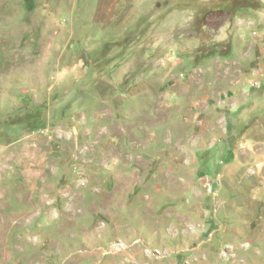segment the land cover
Returning <instances> with one entry per match:
<instances>
[{
  "label": "rangeland",
  "instance_id": "1",
  "mask_svg": "<svg viewBox=\"0 0 264 264\" xmlns=\"http://www.w3.org/2000/svg\"><path fill=\"white\" fill-rule=\"evenodd\" d=\"M0 264H264V0H0Z\"/></svg>",
  "mask_w": 264,
  "mask_h": 264
},
{
  "label": "trees",
  "instance_id": "2",
  "mask_svg": "<svg viewBox=\"0 0 264 264\" xmlns=\"http://www.w3.org/2000/svg\"><path fill=\"white\" fill-rule=\"evenodd\" d=\"M199 173H200V174H205V173H206V171H205V170H201V169H200Z\"/></svg>",
  "mask_w": 264,
  "mask_h": 264
},
{
  "label": "crops",
  "instance_id": "3",
  "mask_svg": "<svg viewBox=\"0 0 264 264\" xmlns=\"http://www.w3.org/2000/svg\"><path fill=\"white\" fill-rule=\"evenodd\" d=\"M117 21H115L114 23L116 24Z\"/></svg>",
  "mask_w": 264,
  "mask_h": 264
}]
</instances>
